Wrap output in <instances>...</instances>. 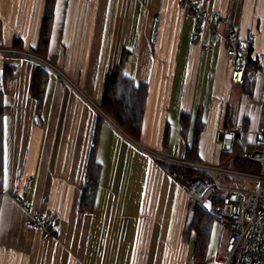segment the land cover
I'll list each match as a JSON object with an SVG mask.
<instances>
[{"label": "crops", "instance_id": "0c3cea01", "mask_svg": "<svg viewBox=\"0 0 264 264\" xmlns=\"http://www.w3.org/2000/svg\"><path fill=\"white\" fill-rule=\"evenodd\" d=\"M186 1L54 0L45 60L58 74L48 73L38 107L30 95L38 66L1 50L32 53L45 0H0V94L6 106L0 264H159L168 255L187 263L190 236L186 244L181 238L190 203L171 179V167L184 161L198 118V164L224 163L227 152L218 138L226 130L241 132L247 143L259 139L264 69L257 79L232 84L221 35L232 29L251 56L264 54V0H208L206 22ZM194 15L203 24L196 43L197 31L186 27ZM216 15L221 21L212 33ZM117 66L135 87H147L135 140L99 108L105 76ZM98 117L99 185L93 209L84 213L79 201ZM17 169L31 179V206L39 208L44 198L42 216L55 217L54 239L43 241L40 232L27 229V217L11 197ZM113 239L122 241L113 248ZM126 240L131 250H123Z\"/></svg>", "mask_w": 264, "mask_h": 264}, {"label": "built area", "instance_id": "2783aa9c", "mask_svg": "<svg viewBox=\"0 0 264 264\" xmlns=\"http://www.w3.org/2000/svg\"><path fill=\"white\" fill-rule=\"evenodd\" d=\"M194 2L200 3L199 9L192 8L191 4ZM207 2L208 0H188L183 4L206 22L202 16ZM220 21L221 17L216 15L213 22L209 23L212 33H218L215 26ZM201 34L202 28H199L193 36L194 43ZM221 39L226 46V57L231 62V83L241 84L245 72L251 79L259 78L264 69V54L251 56L232 29L226 30ZM3 54L37 60L40 63L38 67L47 69L46 63L32 53L4 51ZM47 71L49 73L48 69ZM225 133L230 139L227 143H222V147L225 152L230 153L237 131L229 129ZM258 137L256 142L244 146L240 156H231L222 165L211 166L184 161L174 163L175 166L210 174L213 176L212 181L199 176L180 175L177 171L170 173L175 184L186 191L191 213L196 207L201 208L216 221L220 233L225 235L222 248L213 257V264H264V118L258 128ZM235 160L256 165L258 170L255 173L239 171L234 167ZM216 175H219V179ZM226 178L232 179L233 186H221L222 179ZM233 179L244 180L249 184L237 186ZM217 187H221L223 192L215 203ZM30 189L31 179L23 178L22 171L17 169L11 197L26 215L27 229L40 232L43 241L54 239L57 234L56 219L53 216H42L40 207L45 203L44 198L39 200V208L31 206L28 198Z\"/></svg>", "mask_w": 264, "mask_h": 264}, {"label": "trees", "instance_id": "16d2710c", "mask_svg": "<svg viewBox=\"0 0 264 264\" xmlns=\"http://www.w3.org/2000/svg\"><path fill=\"white\" fill-rule=\"evenodd\" d=\"M53 6L54 0H45L42 19L40 23L37 45L32 53L45 60L53 22ZM15 47H17L15 45ZM249 76L245 72L241 83L248 82ZM48 80V71L45 68L38 67L34 70L31 83L30 95L35 100L38 107L42 105L45 86ZM147 96V87L142 84L138 87L134 86L133 80L123 75L120 66L110 70L104 79L102 99L100 103V111L110 119L121 131L129 138L135 140L141 130L142 118L145 100ZM6 106L3 103L0 94V203L3 194V118L5 116ZM187 115H183L180 119L181 134L186 133ZM94 129L91 149L85 170L86 185L82 190L79 201V211L89 212L93 209L96 192L99 185L100 165L95 159L98 139V120ZM203 123L200 118L197 119L193 126L191 141L185 144L184 162H198V142L199 136L203 130ZM235 143V144H234ZM247 144L246 137L241 132H237L233 141V149L230 153L222 156V162H226L231 156H240L244 146ZM234 167L239 171L255 173L258 167L253 164L244 163L239 160L234 161ZM172 171H177L180 175L188 177H204V174L186 169L184 167L172 166ZM216 199V200H215ZM214 202L219 200V192ZM212 219L201 209L195 208L191 213L190 220L185 228V238L194 235L193 260L202 261L206 255L207 245L209 242V234L211 231Z\"/></svg>", "mask_w": 264, "mask_h": 264}, {"label": "rangeland", "instance_id": "374dc122", "mask_svg": "<svg viewBox=\"0 0 264 264\" xmlns=\"http://www.w3.org/2000/svg\"><path fill=\"white\" fill-rule=\"evenodd\" d=\"M192 8L194 9H199L200 8V3H192ZM206 7V6H205ZM194 19H191L189 20L188 22H186V27H190L191 30H192V34L197 31L200 27L202 28L203 27V24L202 22L200 23L198 18H196V15L193 16ZM157 26L154 27V36L156 35L157 33V30H156ZM2 51V50H1ZM6 51V50H5ZM8 51V50H7ZM4 52V51H3ZM34 55V54H33ZM35 56V55H34ZM37 57V56H36ZM21 59H24V58H21ZM38 59L44 61L46 63V68L49 70V74H58L57 71L55 70V68L51 67L50 63L47 62L46 60H43L41 58L38 57ZM31 61V63L35 64V65H40V63L37 61V60H29ZM162 165V164H161ZM166 168V167H165ZM204 178H206L207 180L209 181H212L213 180V176L210 175V174H207L205 175L204 174ZM216 178L219 179V175H216ZM234 180V183L236 184H240V186H243V185H247L249 184L248 182L244 181V180H240V179H233ZM221 186L223 188H227V187H230V186H233L232 185V179L230 178H227V179H222V184ZM217 191H219V194L222 193V189L221 187H217ZM190 217H191V214H190ZM190 220V219H189ZM189 222V221H188ZM188 224V223H187ZM187 226V225H186ZM123 234V241H124V232H122ZM118 235V234H117ZM224 234L220 233L219 231V228H218V225L216 223V221H213L212 220V226H211V231H210V234H209V242H208V245H207V251H206V255L204 256V258L202 259V261H195L193 260V247H194V235L191 234L190 236V247H191V251H190V256L188 257V261L187 263H184V264H213V257L214 255L222 248L223 246V243H224ZM117 237V236H116ZM127 237V235H126ZM157 237H155V240H154V244H153V247L156 248L157 247ZM118 240V239H117ZM186 240L188 242L189 238H185V236H182L181 238V241L183 244H186ZM122 240H120L119 242L118 241H115V239L112 240V247L114 248V245H116V242L121 243ZM123 243V242H122ZM164 241L162 240L161 241V249L164 247ZM125 247H127L129 250H131L132 246L129 244V241L126 240V244L123 243V250L125 249ZM176 260L177 258L176 257H172L171 255H168L163 261L160 259L159 261V264H177L176 263Z\"/></svg>", "mask_w": 264, "mask_h": 264}, {"label": "water", "instance_id": "95a60500", "mask_svg": "<svg viewBox=\"0 0 264 264\" xmlns=\"http://www.w3.org/2000/svg\"><path fill=\"white\" fill-rule=\"evenodd\" d=\"M222 140L218 138V141H221L222 143H227L230 137L226 133H221Z\"/></svg>", "mask_w": 264, "mask_h": 264}, {"label": "bare ground", "instance_id": "6f19581e", "mask_svg": "<svg viewBox=\"0 0 264 264\" xmlns=\"http://www.w3.org/2000/svg\"><path fill=\"white\" fill-rule=\"evenodd\" d=\"M224 128H226V127H224ZM241 128H243V127H241ZM218 142H219V141H218ZM234 144H235V143H234ZM234 146H235V145H234ZM234 146H233V147H234ZM233 150H234V149H233ZM232 152H233V151H232ZM180 161H181V160H180ZM187 162H188V161H187ZM178 167H179V166H178ZM226 179H227V178H226ZM217 190H218V189H217ZM218 192H219V191H218ZM218 192H217V193H218ZM215 200H216V199H215ZM197 208H198V207H197Z\"/></svg>", "mask_w": 264, "mask_h": 264}]
</instances>
